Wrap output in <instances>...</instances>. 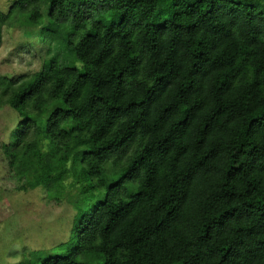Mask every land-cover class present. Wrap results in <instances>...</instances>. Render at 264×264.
I'll list each match as a JSON object with an SVG mask.
<instances>
[{
	"label": "trees",
	"instance_id": "1",
	"mask_svg": "<svg viewBox=\"0 0 264 264\" xmlns=\"http://www.w3.org/2000/svg\"><path fill=\"white\" fill-rule=\"evenodd\" d=\"M20 15L74 57L0 77V104L21 120L3 146L20 190L79 198L105 186L110 161L120 170L78 214L65 253L40 264H264L260 7L14 0L0 9V48Z\"/></svg>",
	"mask_w": 264,
	"mask_h": 264
},
{
	"label": "rangeland",
	"instance_id": "2",
	"mask_svg": "<svg viewBox=\"0 0 264 264\" xmlns=\"http://www.w3.org/2000/svg\"><path fill=\"white\" fill-rule=\"evenodd\" d=\"M13 1L0 0V9L6 12ZM244 1L264 12V0ZM42 12L46 16L48 8ZM42 27L32 24L25 15L4 27L0 77L29 78L55 58L65 66L74 64L71 47L60 40L43 41ZM20 121L11 107L0 104V264H40L49 255L65 253L61 245L71 238L78 214L103 201L107 187L120 178V170L116 173L110 161L106 166V173L112 175L109 181L87 196L77 198L76 190L66 191L57 201L43 185L20 190L23 184L13 177L3 149L13 140ZM130 186V181H125L124 187Z\"/></svg>",
	"mask_w": 264,
	"mask_h": 264
}]
</instances>
